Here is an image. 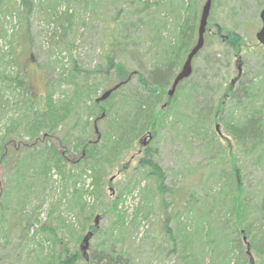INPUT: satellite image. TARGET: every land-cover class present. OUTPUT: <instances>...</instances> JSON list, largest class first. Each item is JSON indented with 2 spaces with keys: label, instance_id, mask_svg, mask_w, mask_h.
<instances>
[{
  "label": "rangeland",
  "instance_id": "obj_1",
  "mask_svg": "<svg viewBox=\"0 0 264 264\" xmlns=\"http://www.w3.org/2000/svg\"><path fill=\"white\" fill-rule=\"evenodd\" d=\"M15 1L21 4L20 0ZM156 1L158 0H151L150 3L154 4ZM31 2L33 8L29 13L24 9H18L13 14L0 15V33L2 32L0 72L8 70L10 74L15 73L16 66L9 67L7 62L16 59L19 69L24 70L30 88L29 95L34 101L33 107L37 105L38 109H42L44 95L47 94V87L49 85L51 87V84L54 87L52 94L55 102L59 99L65 100L72 94L74 84L71 81L67 82L65 72L71 70L74 59L78 68L83 71L105 67L104 54L109 50L108 40L111 36L117 41L119 39L120 47L128 52L124 54V51H120V54L125 55L121 59L125 67L132 72L137 71L140 66L141 73L146 78L151 76L149 73L152 69V59L145 57L149 48L141 38H144V23L147 22L149 14H156L159 9L152 8L146 13L142 11L143 3L140 0H31ZM213 3L219 23L207 22L203 35L204 48L192 61V75L186 81L188 87H197L198 96L190 98L188 91L184 90L173 102L178 105L179 111L184 113L189 109L197 110L204 114L205 118H208L207 107L224 102L222 119L228 120L233 116V123L238 121L242 123L248 113L239 109L232 112L231 100H227L226 96L232 84L231 87L237 89L236 81L239 75L243 76V83L254 75L258 77L254 85L259 83L264 85V75L261 74L264 71V48L255 44V33L261 27L259 15L264 8V0H214V2L212 0L211 6ZM66 12L75 16L77 20L72 25V29L68 30V24L64 20ZM118 13V18L114 21ZM51 15L55 21L56 18L59 19L58 25L50 22ZM165 17L169 18L167 13ZM156 18L163 19V15L158 14ZM25 23L29 30L28 41L21 37ZM222 25L244 39L243 46L246 47L243 50L235 53L224 43L228 34L225 33ZM171 28L172 26L169 30ZM55 33L58 36H55ZM165 34L168 40L174 38L173 33L166 31ZM132 56H135V59ZM33 62L37 63L38 69L32 65ZM183 64L184 61L176 70L175 77L181 71ZM60 76L63 81L58 86ZM82 76H88L87 81L93 98L106 94L118 84L113 72L108 76L78 73L75 81L80 83ZM170 86L171 84L167 87V92L170 91ZM139 91V83L133 77L117 92L118 98L115 101L121 104V95H135ZM255 91L257 94L258 90ZM259 91L264 98V89ZM48 92L51 93V89ZM189 92L191 96L194 94L190 89ZM4 96L9 105L0 116V135L12 120L15 123L22 116L27 115L26 120L31 117L28 110L23 109L21 105L16 108L21 97L11 92L4 93ZM167 100L165 99L160 106ZM262 105L258 102L256 107ZM82 107L80 105L79 109ZM187 114L188 117L190 115L193 117L192 112ZM75 120L78 125L72 130V126L76 124L72 122ZM85 120V114L79 110L77 116L72 117L69 123L59 129L52 140L56 148L69 149V161L76 162L75 166L68 167L73 175H80L84 167V162L79 160L80 149L72 151V147L66 148L67 145L64 147L60 140H65L68 136L76 139L82 136L81 124ZM173 120L174 118H171L169 123ZM98 126L100 127L101 123H98ZM213 129L218 132L215 133L217 140L215 146H208L207 139L198 136V133H204L202 128L195 129L196 133L194 129L191 132V128L183 121H179L175 129L168 127L159 130L155 139L151 140L150 144L157 148L155 160L165 173L164 184L167 190L163 196L157 194L151 179L146 178L144 173H139L138 170L134 171L137 161L132 158L141 146L137 142L117 161L99 167L100 170L95 174L99 188L93 187L92 178L88 176L91 172L87 170V176H83L82 181L77 185L79 190L84 191L82 199L86 204L85 213H81L75 206L70 207L67 201L63 200L64 195L70 198L72 181L67 176L63 180L56 170L51 171L48 181L37 184L32 197L17 199V194H14L13 201L10 197L0 199V204L8 203L4 214L15 213L13 220L8 219V230L0 232V264H37L33 256H41L42 252L46 255L48 246H51V242L46 238L50 239L52 236L45 232L37 233V230L48 224L53 208H55L53 232L57 237H63L68 242L70 255L77 248L83 258L89 261L90 255L97 249L96 246L105 240L109 244H114L117 250H123L124 257L128 260L127 264H179L178 256L169 254L170 246L162 245L165 239L162 236V228L166 217H170L167 226L171 229V233L177 236L178 229L190 226L192 223L195 225L194 221L199 218L195 217L197 209L198 214V212L202 213L204 208L214 205L216 210H221L223 216L225 214L222 210L223 205L226 209V191H221L225 180L220 176L221 171L225 173L234 160H237V165L242 170L244 188L254 194L252 199L254 208L259 206L262 197L259 191H262L264 185V162L260 164L257 153L242 158L239 147L225 132L221 123H212L209 131ZM89 133V139L94 140L91 130ZM18 135L20 137L21 132ZM19 141L20 139L17 138L16 143ZM140 141H143L142 144L146 143L148 138L142 137ZM8 172V166H0V190L7 192L15 186V180L9 179ZM112 178L114 179L109 185L108 182ZM126 188L131 192L121 195L117 207V216H121L124 221L121 224L114 212H108V209L112 201ZM20 213L31 214L34 220H37L30 221L24 237L21 228L16 227ZM88 213L92 215L85 221ZM96 217H98L96 225L99 233L94 236L89 235L87 244L83 243L88 231L80 233V228L82 229L83 222L93 225ZM38 243L42 244L45 250H40L37 247ZM54 248L57 249V246ZM195 249L199 253L200 245H196ZM200 259L204 261L202 264H209V258H206L205 254H202ZM75 264H84V262L77 261Z\"/></svg>",
  "mask_w": 264,
  "mask_h": 264
},
{
  "label": "trees",
  "instance_id": "obj_2",
  "mask_svg": "<svg viewBox=\"0 0 264 264\" xmlns=\"http://www.w3.org/2000/svg\"><path fill=\"white\" fill-rule=\"evenodd\" d=\"M161 1L158 0L151 4V0H140L143 3L142 11L146 13L152 8L159 9L156 14H149L147 22L144 23V38H141L142 41L148 44L149 48L145 57L152 59V69L149 73L151 76L149 78L141 73L140 69L142 68L140 66L137 71L132 72L125 67L121 59L128 52L125 51V48L120 47L119 39L117 41L116 38L111 36L108 40L109 50L104 54L105 67L100 66L96 69L83 71L78 68L74 59L71 70L63 71L66 73L65 79L67 82L71 81L74 84L72 94L65 100L60 101L59 99L55 102L52 94L54 87L50 83L51 87L50 85L47 87V94L44 95L42 109H38L37 105L33 107L34 101L29 95L30 88L27 85L24 70L19 69L16 59L7 62L9 67L16 66L17 71L13 74H10L8 70L0 72V116L9 105L4 93L11 92L17 94L19 98L21 97L16 108L21 105L23 109L28 110L31 117L26 120L28 116H22L15 123L12 120L4 127V133L0 135V166H8V177L10 180H15V186L12 189L10 188L9 192L3 189L0 190V199L10 197L12 200L14 194H17V199L18 197H32L37 184L48 181L47 178L51 171L56 170L63 180L67 176L72 181L70 198L68 199L67 195H64L63 200L67 201L70 207L75 206L81 213H85L86 204L82 199L84 191L79 190L77 185L82 181L83 176H87V170L91 172L88 176L92 178L93 187L99 188L95 176L96 172L100 170L99 167L117 161L124 152H129L137 142L141 146L132 158L137 161V167L134 171L138 170L139 173H144L146 178L151 179L157 194L163 196L167 190L164 184L165 173L155 160L157 148L150 143L161 129L168 127L175 129V125L179 121H183L186 126H189L191 132L194 129L196 133L195 129L202 128L204 133H198V136L206 138L208 146L216 145L215 133H218L214 129L209 131V127L211 129L212 123H221L225 132L239 147L242 158H248L257 153L260 164L264 162V98L259 91L264 89V85L263 83L254 85L257 76L253 75L249 81L243 83V76L239 75L236 81L238 83L236 85L237 89L232 88V84V87L229 86L227 91L226 98L231 100L232 112L239 109L248 113L247 118L242 123L239 121L233 123V116L228 120L222 119L224 102L219 103L217 106L207 107L206 116L208 118H205L200 111H191L190 109L187 112H192L193 117L191 115L188 117L187 112L179 111L178 105L174 104L173 100L184 90L188 91L190 98L198 96L196 86L188 87L186 85V81L192 75V72L188 78L183 79L176 85L171 97L167 92V87L170 84L172 86L176 78V70L183 61L185 62L187 54L197 43L202 9L207 0ZM20 2L21 4L15 0H0V15L13 14L18 9H24L26 13H29L33 8L31 0H20ZM215 3L209 11L207 20L209 23H219L216 18ZM166 13L169 18L165 17ZM158 14H162L163 19L156 18ZM118 15L119 13L114 21L117 20ZM52 16L50 22H55L58 25L59 19L56 18L55 21ZM64 20L68 24L67 30L72 29V25L77 21L75 16L70 15L69 12L64 14ZM22 21H24L23 18ZM171 26L172 28L169 30ZM222 28L228 34L224 43L232 51L238 53L246 47L243 46L244 39L240 35L234 33L225 25H222ZM166 31L173 33L174 38L168 40L165 34ZM55 36H58V34L55 33ZM21 37L28 41L27 23L24 25ZM255 44L261 47L257 42ZM204 45L205 37L200 51L203 50ZM262 47L264 48V46ZM120 51H124V54H120ZM131 51L135 55L134 51ZM200 51L193 60L197 58ZM129 54L131 53L129 52ZM132 58L135 59V56H132ZM118 59L120 61L117 62ZM111 72L114 73L118 84L107 91L110 92L107 97H104V94L97 98L91 97L92 92L87 81L88 76H82L80 83H78V80V82L75 81V76L78 73L108 76ZM261 74L264 75V71ZM133 77L137 79L140 91L135 95H121L120 101L122 102L121 104L117 103L115 101L118 98L117 92L121 87L127 85ZM62 81L63 78L60 76L58 86ZM49 89H51V93L48 92ZM189 89L192 94L194 93L192 96ZM255 90L260 93L256 94ZM165 99H168L167 102L160 106ZM258 102L263 105L256 107ZM80 105L83 107L79 109ZM79 110L86 117V120L81 124L82 136L77 139L68 136L65 140H60L64 147L65 145H67L66 148L72 147V151L77 148L80 149H78L80 151L79 160L84 162V167L80 175H73L68 167L69 165L75 166L76 162L69 161V149L56 148L52 140H54L59 129L69 123L72 117L77 116ZM171 118H174V120L169 123ZM21 121H24V123ZM72 123H76L72 126V130H74L78 125L77 120ZM98 123H101L100 127ZM89 130H91L94 140L89 139ZM19 132H21L20 137ZM195 135L197 136V134ZM145 136L148 138V142L142 144L143 141L141 142L140 139ZM17 138L20 139L18 143H16ZM220 177L225 180L221 187V191H226V209H224V205L223 209L221 208L225 214L222 216L221 210H216L214 205L204 208L202 213L198 212V214L197 209L195 217L196 219L199 218L194 221L195 225L192 223L190 226L187 225L178 229L177 236H174L167 226V221L170 219L168 216L162 228V236L163 239L165 238L162 245L164 247L170 246L169 254L177 255L179 264H202L204 263L200 259L202 254L209 258V264H264V185L262 191H259L262 194L259 206L254 208L252 200L254 194L244 188L242 170L238 167L237 160L232 162L231 167L225 173L222 170ZM130 192V189L126 188L112 201L108 209V212H114L121 224L124 221L121 216H117V207L121 201V195ZM7 205V202L0 204V232L8 230V221L13 220L15 215V213L4 214V209L8 208ZM215 212L217 213L215 214ZM54 215L55 208L51 209L48 224L37 230V233L45 232L52 236L50 239L46 238L51 242L46 255H43V252L41 256L33 254L37 264H75L77 261H83L84 264H127L128 260L125 259L123 250H117L114 244H109L105 240L96 246L97 251L95 250L90 255L89 261L83 258L77 248L70 255L68 242L63 237H57L53 232L52 221L55 220ZM91 215L92 213H88L85 221ZM18 217L16 227L21 228V234L24 237L30 221L33 222L34 220V216L20 213ZM60 222L63 224L62 220ZM202 222L204 223L202 224ZM190 227L192 229L189 230ZM85 230L91 236L99 233L95 222L93 225L89 222H83L80 233ZM111 236L113 237L112 232ZM196 245H200L199 253L195 249ZM55 246H57V249L54 248ZM37 247L42 251L45 250L40 243L37 244ZM28 256L30 257V253Z\"/></svg>",
  "mask_w": 264,
  "mask_h": 264
},
{
  "label": "water",
  "instance_id": "obj_3",
  "mask_svg": "<svg viewBox=\"0 0 264 264\" xmlns=\"http://www.w3.org/2000/svg\"><path fill=\"white\" fill-rule=\"evenodd\" d=\"M210 7H211V0H207L205 5L203 6L202 9V14H201V18H200V23H199V29H198V40L196 45L190 50V52L187 55L186 61L182 67L181 72L176 76L173 85L171 87V90L169 91V96L171 97L174 93L175 87L176 85L182 81L185 78H188L191 75L192 72V67H191V63L193 58L197 55V53L202 49L203 47V35L205 33V29H206V25H207V18L209 16V11H210ZM260 20H261V27L260 29L256 32L255 34V39L257 40V42L264 46V8L261 10L260 12ZM110 92H107L106 94H104V97H107L109 95ZM98 217L95 218V223L97 222ZM91 236V235H90ZM90 236H86L83 240V243L88 242ZM82 249H84V247H82Z\"/></svg>",
  "mask_w": 264,
  "mask_h": 264
},
{
  "label": "flooded vegetation",
  "instance_id": "obj_4",
  "mask_svg": "<svg viewBox=\"0 0 264 264\" xmlns=\"http://www.w3.org/2000/svg\"><path fill=\"white\" fill-rule=\"evenodd\" d=\"M187 55H188V54H187ZM186 58H187V57H186ZM184 63H185V62H184ZM32 65L38 69V67H37V63H36V62H33ZM181 70H182V69H181ZM180 72H181V71H180ZM180 72H179V73H180ZM179 73H178V74H179ZM178 74H177V75H178ZM168 93H169V91H168ZM144 144H145V142H144Z\"/></svg>",
  "mask_w": 264,
  "mask_h": 264
}]
</instances>
